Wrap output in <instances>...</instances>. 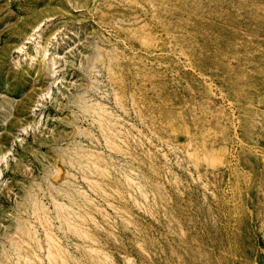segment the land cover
I'll list each match as a JSON object with an SVG mask.
<instances>
[{
  "label": "rangeland",
  "instance_id": "rangeland-1",
  "mask_svg": "<svg viewBox=\"0 0 264 264\" xmlns=\"http://www.w3.org/2000/svg\"><path fill=\"white\" fill-rule=\"evenodd\" d=\"M0 264H264V0H0Z\"/></svg>",
  "mask_w": 264,
  "mask_h": 264
},
{
  "label": "bare ground",
  "instance_id": "bare-ground-1",
  "mask_svg": "<svg viewBox=\"0 0 264 264\" xmlns=\"http://www.w3.org/2000/svg\"><path fill=\"white\" fill-rule=\"evenodd\" d=\"M52 257L55 258V255L52 254Z\"/></svg>",
  "mask_w": 264,
  "mask_h": 264
}]
</instances>
